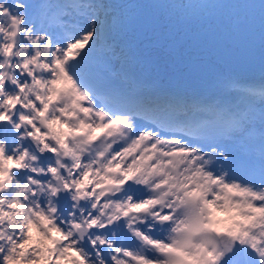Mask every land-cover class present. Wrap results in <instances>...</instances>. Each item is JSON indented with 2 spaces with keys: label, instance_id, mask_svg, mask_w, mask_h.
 I'll use <instances>...</instances> for the list:
<instances>
[{
  "label": "snow or ice",
  "instance_id": "snow-or-ice-1",
  "mask_svg": "<svg viewBox=\"0 0 264 264\" xmlns=\"http://www.w3.org/2000/svg\"><path fill=\"white\" fill-rule=\"evenodd\" d=\"M227 7L0 0V264H264V0Z\"/></svg>",
  "mask_w": 264,
  "mask_h": 264
},
{
  "label": "bare ground",
  "instance_id": "bare-ground-1",
  "mask_svg": "<svg viewBox=\"0 0 264 264\" xmlns=\"http://www.w3.org/2000/svg\"><path fill=\"white\" fill-rule=\"evenodd\" d=\"M194 3H198V1L197 0H195V2ZM229 43V45L231 46V47H235L233 44H232V42L230 41V42H228ZM255 52L256 53H259V48H258V40H257V46H256V49H255ZM247 221H237L236 219H235V217H233V224L235 225L236 223H246ZM238 229L235 227V226H233V232H235V231H237Z\"/></svg>",
  "mask_w": 264,
  "mask_h": 264
}]
</instances>
